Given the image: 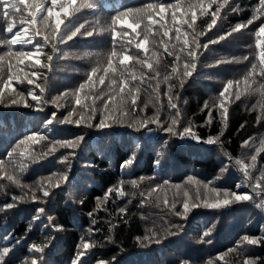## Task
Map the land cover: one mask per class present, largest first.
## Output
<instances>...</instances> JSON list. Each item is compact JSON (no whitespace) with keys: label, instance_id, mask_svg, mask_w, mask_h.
<instances>
[{"label":"trees","instance_id":"1","mask_svg":"<svg viewBox=\"0 0 264 264\" xmlns=\"http://www.w3.org/2000/svg\"><path fill=\"white\" fill-rule=\"evenodd\" d=\"M177 2L182 11L196 0H77L80 11L66 18L62 26L63 43L55 39L52 28L38 21L41 35L35 36L34 32L28 35L35 36L43 47L42 64L47 65V56H53L50 69L36 66L40 71L38 79L31 77L35 57L30 62L25 58L18 64L15 55L20 51H35L31 45L22 48L0 43V56L4 58L0 62V87L8 79L10 65L12 73H18L12 84L14 91L6 89L0 102V250L11 249L3 264H26L33 257L38 260L42 257L43 264H73L78 250L82 249L81 238L93 245L85 253L83 264H98L99 261L105 264H178L182 259L188 264H244L246 259L264 264V242L247 245L243 241L245 235H264V208L257 207L264 203V187H257L264 178V95L261 94L264 80L258 75L264 65L258 58L261 49L256 47L254 35L264 24L259 0H228L212 30L207 29L211 13L218 4H223V0H216L209 15L201 17L196 9L198 19L194 29L187 24L181 27V33H187L189 47L195 49L196 43L201 45L196 49L198 59L191 77L182 75L184 65L192 62L187 48L179 52L181 59L175 61V54L183 47L184 36L176 39L173 9H166L163 21L171 31L169 37H163L164 44L160 35L164 28L159 24L147 28V56L159 75L138 85L134 107L132 96H121L118 88L108 87L112 79L117 82L121 79L118 59L112 57L113 50L119 56L130 49L127 54L138 58L130 64L131 71L138 76L148 71L139 62L145 58V53L135 48L137 40L144 38L147 16L138 19L135 13H130L127 17L129 22L140 24L136 30L139 35L119 21L113 24V18L124 19L121 13L128 9H144L147 4L174 5ZM86 4L92 7H85ZM17 7L20 11L10 10L8 19L4 18L0 7V41L11 39L6 33L9 19L16 25L14 32L26 26L28 13L23 5ZM233 8L237 11H232ZM151 11L153 19L159 20L155 15L158 8ZM254 15L260 18L247 30L218 43H209L234 26L247 23ZM81 25L84 27L80 28ZM77 28L79 33L72 36ZM113 30L119 34L115 48ZM87 32L94 34L86 35ZM44 35L49 37L47 43ZM122 43L126 48L121 47ZM53 44L56 51H53ZM165 44L174 55H167ZM205 44H208L207 50L203 48ZM245 56L249 59L244 60ZM110 58L118 70L105 73ZM173 67H177L178 74H173ZM93 68L98 70L96 76L104 75L105 84L97 81L91 91L77 93ZM250 71H254V75L245 84ZM25 73L28 78L35 79L39 87L29 85L27 79L23 84L18 83ZM229 80L234 83L225 102L227 114L223 118L218 106L224 98L219 93ZM40 88L45 91L41 93ZM30 90L41 97L39 103L32 101L28 95ZM237 92L239 99H236ZM61 93L67 95L61 96ZM110 94L115 121L105 110L104 99ZM76 95L89 108L93 97L104 99L95 101L93 114L75 105ZM169 97L177 106L175 109L170 107ZM13 100L18 102L13 104ZM53 112L57 120L46 125ZM69 113L73 120L82 114L90 117L86 122L93 127L59 123ZM101 118H106L111 127L96 128ZM173 119L179 121L175 131L182 132L184 127H190L194 135L180 138L162 131L160 125L166 128ZM148 120H156L158 124L142 127ZM33 134L44 139H39L38 143L26 140ZM78 137H82V141L72 148L57 143L77 141ZM53 147L56 150L50 152ZM252 155L257 156L254 166ZM130 158L133 163L121 168L122 162ZM238 160L249 165L247 175L236 163ZM65 174L67 183L64 182ZM7 176L14 177L25 187H17L6 179ZM42 180L44 187L37 190ZM57 184L61 187H55ZM237 184L241 185V192L252 195V200L223 208L203 206L205 201L215 203L217 197L221 201L231 198L224 192L236 191ZM213 189L218 191L213 192ZM44 190L53 194L44 198ZM120 190L125 195L118 196ZM33 195L38 199L33 200ZM12 197L21 199L15 201L12 209H5V204L13 202ZM185 202L190 207L198 206L191 207L186 215H176L184 213ZM39 208H44L45 213L34 221ZM120 209L126 212L122 214ZM48 217L59 231L47 226ZM33 245L44 247V252L31 253L29 249Z\"/></svg>","mask_w":264,"mask_h":264},{"label":"snow or ice","instance_id":"2","mask_svg":"<svg viewBox=\"0 0 264 264\" xmlns=\"http://www.w3.org/2000/svg\"><path fill=\"white\" fill-rule=\"evenodd\" d=\"M260 2V9L259 11L261 13H264V0H259ZM216 3V0H208V2L206 3V0H196L195 3H189L188 7L183 9L182 11L180 10V3L177 2L176 4H165V3H160L159 5H154V4H147L145 6L144 9H128L126 12L121 13V16L124 17V19H121L120 16L114 17L112 20L113 24H116L117 21H119V23L121 24H126L128 29H131L133 33H135L136 35H139V33L136 32V30L138 28H140V24L139 23H132L129 22V20L127 19V17L129 16L130 13H135L138 17V19H143L144 16H147V24L145 26L146 31L144 34V38L143 39H138L137 42L135 43V48L137 50V52H143L145 53V58L142 61H139L144 67H146V69L148 70L146 73H142L139 76L134 72L131 71L130 68V64L134 61V59H138V58H134L132 55L127 54V52L130 49H126V51L124 52V54L122 55H117L116 51L113 50L112 52V57L118 59V63H119V75L121 77V79L119 80V82H117V80L112 79L111 83L108 85L109 88H118L119 89V94L121 96L124 95H130L132 96V105L133 107L136 104V100L138 99V92H139V88L138 85L145 83L148 79L151 78H155V76H158L159 73L156 71V66L153 63L149 62V57L147 56V54L149 53V40H148V32H147V28L156 24H159L161 28H164L165 30L160 33V35L162 36L161 39V43L164 44V40L163 37H169L170 36V31L171 29H169L167 27L166 24H164L163 18L165 15V11L166 9H173L172 11V22L175 24V33H176V39L180 40L181 35L184 36V39L182 41V45L183 47H181L178 52L175 54V61H179L181 59L179 52L180 51H184L185 48H187V55L189 57H191V63H186L184 65V69H183V73L182 75L184 77H191L195 68H196V63L195 61L198 59L197 56V51L196 49H199L201 47V45H199L198 43H196L195 45V49H192L191 47H189V40L187 38V33H181V27L184 24H187L188 27L190 29H194V24L198 19V14H197V10L199 9V15L201 17L205 16V15H209V9H211L212 5ZM23 5L24 10L28 13V19L26 21V26H22L19 30L14 32V28H16V25L9 19L8 23H7V27H6V33L9 34L11 36V39L8 41H0V43H7L9 45H18L23 47H27L29 45L32 46L33 49H35V51H20L18 53H15V55L17 56L18 59V64H22L23 61L25 60V58H27L29 60V62L31 61V59L33 57H35V64L31 65V67L35 70L31 71V77L38 79L40 76V71L39 69H37L36 66H40V68H44L47 67L50 69L51 67V62L53 60V56L52 55H48L47 56V60H48V64H42L41 59H40V54L43 53V47L39 45V41H37L35 39V36H40L41 32L38 25V21L41 22H45L46 26L49 28H52L54 33H55V39L57 41H59L60 43L65 42V40L62 38V26H64L65 24V20L68 17L73 16L74 13L79 12L80 9L77 7V0H0V7L3 8V16L4 18L8 19L10 17V10L11 11H20V9L17 7V5ZM228 4V0H223V4H218L216 7L215 12L211 13V22L208 23L207 25V29L208 30H212L214 27L217 26V20H218V14L221 11V8L226 6ZM85 7H92L91 5H84ZM158 8V11L155 12V15L160 17L159 20H154L153 19V11L151 10H156ZM145 9L149 10L146 11ZM232 11H237V9L233 8ZM179 15V20H177V16ZM187 17V18H185ZM260 17L258 15H254L252 19L248 20L247 23H242V24H238L236 26H234L229 32L225 33L224 35H221L218 37L217 40H211L209 41L210 44L213 43H218L221 40L227 39L229 37H231L233 34L235 33H239L242 32L244 30H247L248 26L253 24L255 20L259 19ZM84 27V25H81L80 28ZM80 29L77 28L76 31H74L72 33V36H75L79 33ZM29 32H34L35 36H30L28 35ZM86 35H92L94 34L93 32H87L85 33ZM206 34V33H202ZM119 34L115 32V30H113L112 32V40H113V45L115 48V44H116V39L117 36ZM126 35V34H125ZM257 38L255 41L256 47L258 49H261L258 53V58L261 62L262 65H264V39H261V37H264V24H261V26L259 27V29L257 30V32L254 34ZM71 37L69 36L68 39H70ZM43 40L45 41V43L48 42L49 37L47 35L43 36ZM129 43H131V38H129ZM53 51H56V45L53 44ZM122 48H126L125 44H121ZM208 44L203 45V48L205 50H207ZM164 51L167 53V55L172 56L174 55V53L172 51L169 50L168 45L165 44L164 47ZM11 54V53H10ZM155 55V53H153V56ZM3 57L0 56V62L3 61ZM244 60H248L249 57L245 56L243 58ZM158 63V61H157ZM220 61L217 62V64H219ZM24 67H28V65H23ZM253 70H255L256 65L253 64L252 66ZM109 70H111L112 72H116L118 69L116 67L113 66V62L112 59L110 58L108 61V67L104 69V72L107 73L109 72ZM97 69L93 68L92 72L88 75L87 80L79 85V88L76 90L77 93L80 92L81 90H85L87 91H91V89L94 87V85L96 84V82L98 81V83L100 85H104L105 84V77L104 75H100V76H96L97 73ZM172 72L173 74H178V69L177 67H173L172 68ZM150 74H154V75H150ZM254 75V71H250L248 76L245 77V84H247V81L249 78H251ZM258 75L260 76V78L262 80H264V67L261 68V71L258 73ZM18 76L17 74L12 73L11 70V65L9 66V75H8V79L6 82L3 83V86L0 87V102H2L4 95H5V90L6 89H12V84L14 82V80H16ZM25 79H27V83L29 85H34L35 87H39V84L36 83L35 79H31L27 77V73H25L24 78H20L18 80V83L23 84L25 82ZM233 81L229 80L227 82V85L225 86L224 90H222L219 93V96L221 98H224V100L221 101V103L218 106V110L221 111V116L223 118H226V114H227V107L225 106V102L227 100V98L231 95V87L233 86ZM236 85H239V81L235 82ZM261 88L264 89V85H261ZM12 91H14V89H12ZM45 91L44 88H40V92L43 93ZM262 95H264V92L261 93ZM29 96H31L32 101L39 103L41 100L40 96H37L35 94L34 91H29L28 93ZM67 95V93H61V96ZM240 97V93L237 92L236 94V99H239ZM84 99H88L87 95H85ZM98 99H104L101 96H95L92 98V107L89 108V106L86 103L82 102V99L79 95H76L75 98V105L79 106L80 108L84 109L85 111H91L94 114V105H95V101ZM113 100V96L110 94L107 99H104V104H105V110L108 112L109 116H112L113 121H115L116 117L112 114L113 113V109L110 106V101ZM18 101L13 100L12 103L15 104ZM55 103V101H54ZM169 105L171 108L175 109L177 106L175 104L172 103L171 97H169ZM29 106V105H26ZM205 108H207V105H205ZM75 111V109H74ZM122 114V113H121ZM72 113H69V116L65 117L63 120H60L59 123H74L77 126H86V127H93V125L91 123H87V119H90V117H86L83 114L80 116L79 119L73 120L71 119ZM209 117H211V110L209 109ZM57 120L56 117V113L53 112L52 113V117L46 122V125H51L53 124L55 121ZM209 122L210 119H209ZM149 123H157L158 121L156 120H148L145 121L144 125H147ZM179 121L178 119H173L171 124L168 127H163L162 125H160V128L162 131H165L166 133L172 135V136H178L180 138H184V137H192L194 134L192 133V130L190 127H184L182 132H177L175 131V128L177 127ZM96 128L98 129H104V128H108L111 127V124L106 123V118H101L100 122L98 124L95 125ZM39 139H44V137H38L37 134H33L30 137H27L26 140H30V141H34V142H39ZM82 137H78L77 141H63V142H57L59 143V145L61 147L64 148H72L74 147L79 141H82ZM199 141V138H196ZM209 143H211L212 141H208ZM247 141H245V145H247ZM56 149L55 147L50 149V152H54ZM9 155H11V153H9ZM74 155V153L72 154ZM67 157L65 158V161H67ZM251 161L253 162V166H254V162L257 159L256 155H252L251 156ZM133 163V159H127L125 161L122 162L121 164V168H126L128 165H131ZM237 164H240L242 166V171L245 172V174L247 175L248 172V168L249 165L244 163L243 161H236ZM71 168V165H69V170ZM6 179L12 181L14 184H16L17 187H25L24 185H21L17 180L14 179V177L12 176H7ZM48 179V178H45ZM191 179V178H190ZM64 182L67 183V174L64 175ZM133 184H135V181H132ZM167 184V181H165V185ZM44 187V181L42 180L39 184V188L37 190L43 189ZM55 187L59 188L61 187L60 184L55 185ZM257 187H264V178H262L258 183H257ZM241 185L237 184L236 185V191H225L224 195L226 197H231V198H225L222 201L217 197V200L215 203H207L205 201V203L203 204L204 207H210V208H223V207H227L229 205H231L232 203H240V202H247L252 200V195H250L248 192H241L240 191ZM110 192L112 191L111 189L109 190ZM155 191V189L153 190ZM213 192H217V189H213ZM53 193L51 191L48 190H44L42 192V196L44 198H48L52 195ZM118 196H123L125 195V193L120 190L117 192ZM185 195H187V193H185ZM21 199L20 197H12L13 202L12 203H7L5 204L3 207L5 209H12L14 207V203L15 201ZM38 199L35 195H33V200ZM165 204H167V201H165ZM198 205H191V207H197ZM175 206L173 205V208ZM190 205L185 202L184 204V213H176V215H186L187 212H189L191 210ZM257 207L259 208H264V203L258 204ZM120 212L123 214L126 212V209H120ZM45 213V209L44 208H39L36 211L35 216L33 217L34 221H38L41 216H43ZM49 219V225H47L48 227H52L54 231H59L60 229L57 228L54 223L52 222V218L48 217ZM95 223V221L93 222ZM30 230V229H29ZM207 235V233L205 234ZM10 238V237H8ZM83 243H82V249L78 250L77 254H76V260L73 261V264H83V257L85 256V253L90 250L91 247H93V245L90 244L89 241L87 240H83V238H81ZM146 240H150L152 239V237H145ZM243 241L247 244V245H259L260 243L264 242V235L260 236V237H249L247 235H245L243 237ZM239 247V245H238ZM45 250L44 247H40V246H35L33 245L29 251L31 253H43ZM11 251L10 248L8 247H4L2 250H0V264H3V260L4 257H6L9 252ZM26 264H43V258L41 257L39 260L35 257H33L30 262H26ZM98 264H105L104 261H99ZM178 264H188L187 260H180L178 262ZM244 264H255V261H252L250 259H246L244 261Z\"/></svg>","mask_w":264,"mask_h":264}]
</instances>
